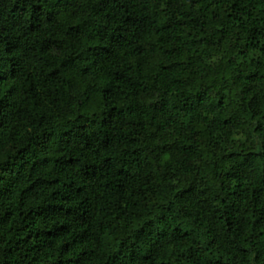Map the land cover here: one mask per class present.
Wrapping results in <instances>:
<instances>
[{
	"label": "trees",
	"instance_id": "16d2710c",
	"mask_svg": "<svg viewBox=\"0 0 264 264\" xmlns=\"http://www.w3.org/2000/svg\"><path fill=\"white\" fill-rule=\"evenodd\" d=\"M0 264H264V0H0Z\"/></svg>",
	"mask_w": 264,
	"mask_h": 264
}]
</instances>
